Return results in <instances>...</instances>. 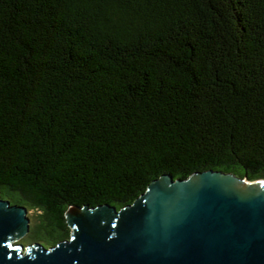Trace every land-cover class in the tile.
<instances>
[{
  "label": "trees",
  "instance_id": "1",
  "mask_svg": "<svg viewBox=\"0 0 264 264\" xmlns=\"http://www.w3.org/2000/svg\"><path fill=\"white\" fill-rule=\"evenodd\" d=\"M208 170L264 179V0H0V197L36 243Z\"/></svg>",
  "mask_w": 264,
  "mask_h": 264
},
{
  "label": "water",
  "instance_id": "2",
  "mask_svg": "<svg viewBox=\"0 0 264 264\" xmlns=\"http://www.w3.org/2000/svg\"><path fill=\"white\" fill-rule=\"evenodd\" d=\"M28 213L0 197V264H264V179L163 175L121 210L70 207L73 237L50 248L15 243Z\"/></svg>",
  "mask_w": 264,
  "mask_h": 264
},
{
  "label": "rangeland",
  "instance_id": "3",
  "mask_svg": "<svg viewBox=\"0 0 264 264\" xmlns=\"http://www.w3.org/2000/svg\"><path fill=\"white\" fill-rule=\"evenodd\" d=\"M12 205H15V204H12ZM28 215H29V217L31 219V226L37 225V223H38L37 214L34 211H29ZM68 230H69V233H70V237L68 239H66V240H70L73 237V234H74V229L71 226H69V225H68ZM37 240H41V237H39V235L36 236V234H34V233H31V234L29 233V236H28V234L27 235H23L17 241H15V243L24 245L25 247H28V246L33 245V244H40V243H36ZM51 246L52 245H47L46 248H50Z\"/></svg>",
  "mask_w": 264,
  "mask_h": 264
}]
</instances>
